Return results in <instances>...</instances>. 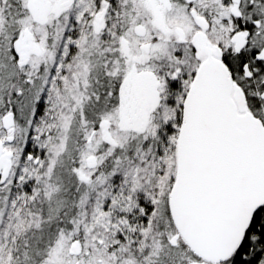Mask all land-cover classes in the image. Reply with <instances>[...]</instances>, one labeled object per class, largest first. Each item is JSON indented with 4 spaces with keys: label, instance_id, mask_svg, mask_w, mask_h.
<instances>
[{
    "label": "snow or ice",
    "instance_id": "obj_1",
    "mask_svg": "<svg viewBox=\"0 0 264 264\" xmlns=\"http://www.w3.org/2000/svg\"><path fill=\"white\" fill-rule=\"evenodd\" d=\"M0 264H264V0H0Z\"/></svg>",
    "mask_w": 264,
    "mask_h": 264
}]
</instances>
